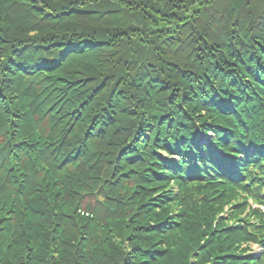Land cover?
Instances as JSON below:
<instances>
[{"label": "trees", "instance_id": "16d2710c", "mask_svg": "<svg viewBox=\"0 0 264 264\" xmlns=\"http://www.w3.org/2000/svg\"><path fill=\"white\" fill-rule=\"evenodd\" d=\"M249 198L264 0H0V264H264Z\"/></svg>", "mask_w": 264, "mask_h": 264}, {"label": "rangeland", "instance_id": "374dc122", "mask_svg": "<svg viewBox=\"0 0 264 264\" xmlns=\"http://www.w3.org/2000/svg\"><path fill=\"white\" fill-rule=\"evenodd\" d=\"M252 247L255 250V252H259V247H257L256 245H252Z\"/></svg>", "mask_w": 264, "mask_h": 264}]
</instances>
